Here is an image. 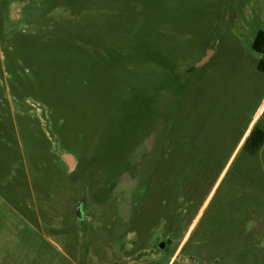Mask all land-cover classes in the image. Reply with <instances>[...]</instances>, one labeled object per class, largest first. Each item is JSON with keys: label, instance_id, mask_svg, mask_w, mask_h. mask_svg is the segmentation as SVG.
Returning a JSON list of instances; mask_svg holds the SVG:
<instances>
[{"label": "rangeland", "instance_id": "rangeland-1", "mask_svg": "<svg viewBox=\"0 0 264 264\" xmlns=\"http://www.w3.org/2000/svg\"><path fill=\"white\" fill-rule=\"evenodd\" d=\"M259 32L264 0H0V264H264Z\"/></svg>", "mask_w": 264, "mask_h": 264}, {"label": "trees", "instance_id": "trees-1", "mask_svg": "<svg viewBox=\"0 0 264 264\" xmlns=\"http://www.w3.org/2000/svg\"><path fill=\"white\" fill-rule=\"evenodd\" d=\"M264 32H259L253 43L252 49L256 52L261 53L264 50V40H263ZM257 70L264 73V60L260 61L257 65ZM264 144V130L260 128L254 127L250 132L249 136L245 140L243 144V149L250 156H256V154L260 151Z\"/></svg>", "mask_w": 264, "mask_h": 264}, {"label": "water", "instance_id": "water-1", "mask_svg": "<svg viewBox=\"0 0 264 264\" xmlns=\"http://www.w3.org/2000/svg\"><path fill=\"white\" fill-rule=\"evenodd\" d=\"M209 60V55L206 54L200 61H198L195 64V68L201 67L203 66L207 61ZM63 159L65 160V162L67 163L69 169H71L72 165H73V158L69 155H63ZM80 207V205H78V208ZM80 210H77V217L80 218ZM170 243V241H166V242H162L160 247L162 249H165L166 245H168Z\"/></svg>", "mask_w": 264, "mask_h": 264}, {"label": "crops", "instance_id": "crops-1", "mask_svg": "<svg viewBox=\"0 0 264 264\" xmlns=\"http://www.w3.org/2000/svg\"><path fill=\"white\" fill-rule=\"evenodd\" d=\"M263 109H264V100L262 101V103H261L260 106L258 107V109H257V111H256V113H255V115L253 116V118H252L250 124L248 125V127H247V129H246V131H245V134H244V136H243V140H245V138H246L247 136H249L250 132L252 131V129L254 128V126L257 124V122H258V120H259V117H260V114H261V113H262V114L264 113V112H262ZM243 140H242V141H243ZM242 141H241V142H242ZM239 143H240V142H239ZM176 257H177V254L174 255V256H172L171 259H170V261L168 262V264H170V263L173 261V259H175Z\"/></svg>", "mask_w": 264, "mask_h": 264}, {"label": "flooded vegetation", "instance_id": "flooded-vegetation-1", "mask_svg": "<svg viewBox=\"0 0 264 264\" xmlns=\"http://www.w3.org/2000/svg\"><path fill=\"white\" fill-rule=\"evenodd\" d=\"M263 40H264V36H263ZM261 53H264V50Z\"/></svg>", "mask_w": 264, "mask_h": 264}]
</instances>
